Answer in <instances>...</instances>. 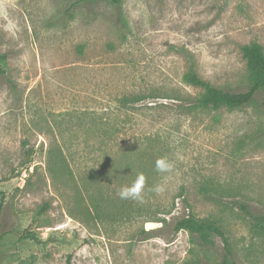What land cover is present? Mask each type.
Returning <instances> with one entry per match:
<instances>
[{
    "label": "rangeland",
    "instance_id": "1",
    "mask_svg": "<svg viewBox=\"0 0 264 264\" xmlns=\"http://www.w3.org/2000/svg\"><path fill=\"white\" fill-rule=\"evenodd\" d=\"M254 42L264 0H0V264L220 263L221 238L175 231L189 214L216 222L239 264H264V96L196 108L204 92L185 81L194 65L245 91ZM140 173L143 201L122 206ZM26 229L42 243L19 241Z\"/></svg>",
    "mask_w": 264,
    "mask_h": 264
},
{
    "label": "trees",
    "instance_id": "2",
    "mask_svg": "<svg viewBox=\"0 0 264 264\" xmlns=\"http://www.w3.org/2000/svg\"><path fill=\"white\" fill-rule=\"evenodd\" d=\"M116 3L120 0H112ZM244 58L247 60L249 72V85L243 92H232L213 86L211 83L202 79L195 70L194 65H191L185 75V81L193 88L200 89L204 93L197 97L192 107L196 108H212L220 109L226 107L228 109H236L245 107L254 103L258 95L264 96V48L258 43H251L241 47ZM7 60L6 54H0V75L7 76ZM9 82L14 86V83L9 79ZM136 101L141 100L139 97L134 98ZM152 145L146 148L147 163L153 164L154 160L161 155L159 145ZM146 163V164H147ZM122 206L125 205L124 200H121ZM46 208V207H45ZM3 201L0 202V247L5 241L6 234L2 231V215ZM254 226L264 232V217H254ZM177 232L187 231L198 236L201 242L205 245H214V238L219 237L225 245V254L223 259L218 264H239L234 258V252L231 249L230 243L223 231V229L212 220H203L193 214H189L177 220L174 225ZM19 241H33L35 243H42L41 239L29 229L18 233ZM186 264H200V263H186Z\"/></svg>",
    "mask_w": 264,
    "mask_h": 264
},
{
    "label": "clouds",
    "instance_id": "3",
    "mask_svg": "<svg viewBox=\"0 0 264 264\" xmlns=\"http://www.w3.org/2000/svg\"><path fill=\"white\" fill-rule=\"evenodd\" d=\"M173 165L167 158H159L156 161V169L160 172L171 171ZM146 177L143 173L137 175L135 181L130 186L122 187L118 195L122 200L132 199L143 201L142 191L144 189ZM156 193H162L165 189L162 186H157L153 189Z\"/></svg>",
    "mask_w": 264,
    "mask_h": 264
}]
</instances>
